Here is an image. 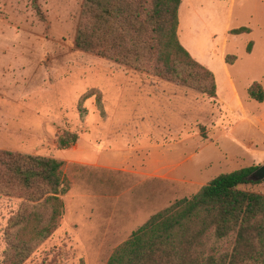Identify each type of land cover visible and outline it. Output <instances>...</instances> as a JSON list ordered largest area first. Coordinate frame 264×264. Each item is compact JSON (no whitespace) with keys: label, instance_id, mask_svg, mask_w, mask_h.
<instances>
[{"label":"rangeland","instance_id":"1","mask_svg":"<svg viewBox=\"0 0 264 264\" xmlns=\"http://www.w3.org/2000/svg\"><path fill=\"white\" fill-rule=\"evenodd\" d=\"M39 3L45 20L30 0H0V151L61 161L67 186L57 230L24 264H106L159 211L264 164V102L247 94L255 82L264 88V0H236L232 11L230 1L186 0L180 40L218 78L214 99L78 49L84 0ZM240 27L252 34H229ZM221 52L237 58L239 96ZM65 132L78 141L59 149ZM239 189L264 195V181ZM24 204L0 194V264Z\"/></svg>","mask_w":264,"mask_h":264},{"label":"trees","instance_id":"2","mask_svg":"<svg viewBox=\"0 0 264 264\" xmlns=\"http://www.w3.org/2000/svg\"><path fill=\"white\" fill-rule=\"evenodd\" d=\"M45 20L39 0H30ZM224 1V0H220ZM181 0H84L75 38L78 49L145 71L215 97V75L180 43ZM247 27L234 35L250 33ZM253 42L247 47L252 50ZM235 56H226L232 64ZM250 98L264 102L260 83ZM78 135L65 132L56 145L65 149ZM57 159L0 151V194L23 199L5 233L2 264H24L56 230L62 215L59 197L67 186ZM257 167L221 174L192 198H183L153 215L117 246L106 264H264V195L242 191Z\"/></svg>","mask_w":264,"mask_h":264},{"label":"crops","instance_id":"3","mask_svg":"<svg viewBox=\"0 0 264 264\" xmlns=\"http://www.w3.org/2000/svg\"><path fill=\"white\" fill-rule=\"evenodd\" d=\"M202 3H204V0H200ZM210 1H213V0H210ZM224 1H230L231 2V10L230 11H232V7H233V5L235 4V2H236V0H224ZM186 3V0H181V4H180V7H179V29H178V36H179V41H180V43L182 44V46L187 50V51H189V49H188V47H187V45H185V43L183 42V40L181 39L180 40V28L182 27V20H181V13H182V9H183V7H184V4ZM241 28V27H240ZM247 28H249V27H247ZM236 29H238V28H236ZM250 29V28H249ZM251 30V32L250 33H246V34H252V29H250ZM231 31V30H230ZM230 34V33H229ZM234 35V34H233ZM241 35V34H240ZM237 36V35H236ZM227 45L228 44H226V46L224 47V50L226 51L227 50ZM252 48H255V44H254V42H253V46H252ZM251 52H252V50H251ZM250 52V53H251ZM250 53H248V54H250ZM226 56L224 55V53L223 52H221V60H222V63H223V66H224V69H225V79H227V82H229V84L231 85V87H232V90H233V96L235 97V96H239L240 94H241V92L239 91V88H238V85L236 84V82H235V80H234V78H233V75H232V73H231V68H232V66H233V64L235 63V61L237 60V58L235 59V61L232 63V64H228L227 62H226ZM200 63V62H199ZM205 66V65H204ZM208 68V67H207ZM209 69V68H208ZM209 70H211V69H209ZM212 71V70H211ZM213 72V71H212ZM213 74H214V72H213ZM215 75V74H214ZM163 81H166V80H164V79H162ZM215 80H216V84L218 83V78L215 76ZM226 81V80H225ZM169 81H167L166 83H168ZM170 83V82H169ZM259 83V82H258ZM183 87V86H182ZM111 89H114V90H116V93H117V99H118V101H119V105L121 104V101H120V93H119V88H111ZM110 89V90H111ZM248 89H249V87H248ZM263 90H264V88H263ZM111 91H109V93H110ZM247 94H248V90H247ZM216 96H217V92H216ZM209 97V96H207L208 98H211V99H214V98H219V97ZM249 96V95H248ZM221 99V98H220ZM252 99V98H251ZM254 100V99H253ZM255 101V100H254ZM115 112L117 113L118 111L117 110H115V111H111V113H113V114H111V116L113 117L114 115H115ZM122 123V122H121ZM114 124V123H113ZM113 124H109V128H112V125ZM119 128L120 129H122L121 128V126H119ZM78 141V140H77ZM74 145V144H73ZM72 146V145H71ZM70 147V146H69Z\"/></svg>","mask_w":264,"mask_h":264},{"label":"water","instance_id":"4","mask_svg":"<svg viewBox=\"0 0 264 264\" xmlns=\"http://www.w3.org/2000/svg\"><path fill=\"white\" fill-rule=\"evenodd\" d=\"M248 179L251 182L264 181V164L262 166L258 167L255 171H253Z\"/></svg>","mask_w":264,"mask_h":264}]
</instances>
